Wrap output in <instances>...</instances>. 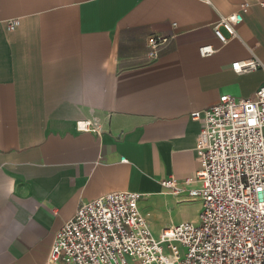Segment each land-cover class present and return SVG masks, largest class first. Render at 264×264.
<instances>
[{
    "label": "crops",
    "instance_id": "1",
    "mask_svg": "<svg viewBox=\"0 0 264 264\" xmlns=\"http://www.w3.org/2000/svg\"><path fill=\"white\" fill-rule=\"evenodd\" d=\"M244 2L240 37L223 44L213 26ZM263 3L0 0V264H45L80 203L114 191L143 194L156 235L197 221L200 203L163 181L199 168L193 111L264 84V67L232 66L253 58L248 46L264 65ZM152 35L171 37L157 58ZM208 44L217 51L203 57ZM95 118L101 134L78 128Z\"/></svg>",
    "mask_w": 264,
    "mask_h": 264
},
{
    "label": "built area",
    "instance_id": "2",
    "mask_svg": "<svg viewBox=\"0 0 264 264\" xmlns=\"http://www.w3.org/2000/svg\"><path fill=\"white\" fill-rule=\"evenodd\" d=\"M250 7L244 2L214 24L223 44L240 37L237 26ZM20 24L19 18L7 22L10 30ZM170 38L152 35L149 57L157 58ZM248 47L253 58L234 62L238 73L264 67L255 47ZM199 51L205 57L217 49L208 44ZM191 118L201 127L195 155L199 168L183 181L170 177L163 186L183 193L184 201L199 202L198 220L156 235L140 207L141 192L106 193L80 203L55 234L45 264H131L130 258L142 264H264V84L252 97L223 94ZM78 128L103 132L98 118L81 121Z\"/></svg>",
    "mask_w": 264,
    "mask_h": 264
},
{
    "label": "rangeland",
    "instance_id": "3",
    "mask_svg": "<svg viewBox=\"0 0 264 264\" xmlns=\"http://www.w3.org/2000/svg\"><path fill=\"white\" fill-rule=\"evenodd\" d=\"M189 203H196V202H189ZM196 204H198V203H196Z\"/></svg>",
    "mask_w": 264,
    "mask_h": 264
},
{
    "label": "bare ground",
    "instance_id": "4",
    "mask_svg": "<svg viewBox=\"0 0 264 264\" xmlns=\"http://www.w3.org/2000/svg\"><path fill=\"white\" fill-rule=\"evenodd\" d=\"M81 126H84V124H81Z\"/></svg>",
    "mask_w": 264,
    "mask_h": 264
}]
</instances>
